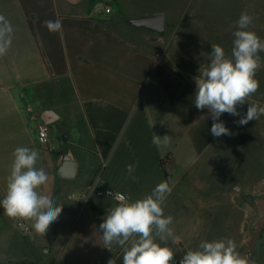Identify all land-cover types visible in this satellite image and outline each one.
<instances>
[{
	"label": "crops",
	"instance_id": "1",
	"mask_svg": "<svg viewBox=\"0 0 264 264\" xmlns=\"http://www.w3.org/2000/svg\"><path fill=\"white\" fill-rule=\"evenodd\" d=\"M157 13L178 43L153 44L139 37L148 30L126 23ZM242 13L252 17L248 30L264 39V0H0L12 28L0 54V200L15 149L28 147L48 174L37 191L62 206L44 235L0 206L6 264H123V247L109 250L99 230L117 203L82 198L95 177L131 201L169 182L163 209L173 217V236L157 242L172 247L175 264L219 239L233 240L248 259L264 221V116L240 126V117L223 113L232 135L213 137L208 110L195 107L194 79L210 62L212 44L230 56ZM57 19L61 29L49 31L44 21ZM256 78L250 102L264 105V64ZM29 107L49 113L48 148L39 144ZM247 107L238 106L241 115ZM153 133L171 136L170 146L158 149ZM64 155L73 164L70 178L56 173Z\"/></svg>",
	"mask_w": 264,
	"mask_h": 264
},
{
	"label": "clouds",
	"instance_id": "2",
	"mask_svg": "<svg viewBox=\"0 0 264 264\" xmlns=\"http://www.w3.org/2000/svg\"><path fill=\"white\" fill-rule=\"evenodd\" d=\"M238 30L233 32L234 40L230 56L219 44H212L210 62L199 69L195 77V107L207 109L213 121V137L231 136L232 132L220 120L223 113L240 117L236 123L247 125L264 116V105L250 102L260 82L256 78L257 70L264 64L259 54L264 52V39L248 30L252 17L242 13L236 22ZM49 31L56 32L62 27L59 19L44 21ZM12 28L4 16H0V54L11 43ZM248 104L246 114L241 115L238 106ZM171 136L163 137L153 133L152 144L159 148L170 146ZM38 152L28 147H18L14 152V161L8 177L5 195L0 200L5 215L12 219L32 220L34 230L44 235L48 227L58 219L61 205H54L52 198L40 194L37 189L48 181V174L35 167ZM172 192L167 180L160 182L153 191L131 201L125 194L115 192L117 206L107 211L99 225L104 246L109 248L116 243L123 247V264H175V252L165 241L173 236L171 215L165 216L163 204L166 196ZM110 250V248H109ZM108 264H116L110 259ZM179 264H249L246 257L237 251L236 243L231 240L203 241L197 249L188 250L179 260Z\"/></svg>",
	"mask_w": 264,
	"mask_h": 264
},
{
	"label": "water",
	"instance_id": "3",
	"mask_svg": "<svg viewBox=\"0 0 264 264\" xmlns=\"http://www.w3.org/2000/svg\"><path fill=\"white\" fill-rule=\"evenodd\" d=\"M126 23L134 28L146 29L148 31L157 33L160 36L164 35L165 19H164V15L160 13L142 18L127 19ZM48 116L49 113L45 112L40 115V119L46 124L50 123V121H46V117ZM72 172H73V164L70 162L69 158L66 155H64V157L62 158V163L57 169L56 173L59 177L70 178L72 177L73 174ZM263 244H264V234L258 236L255 240L253 250L251 253V264H259V255Z\"/></svg>",
	"mask_w": 264,
	"mask_h": 264
},
{
	"label": "built area",
	"instance_id": "4",
	"mask_svg": "<svg viewBox=\"0 0 264 264\" xmlns=\"http://www.w3.org/2000/svg\"><path fill=\"white\" fill-rule=\"evenodd\" d=\"M109 10H110L109 8H105V12H109ZM27 112L29 113V115L27 116L28 120L35 122L36 135H37V139L39 141L40 146L48 148V144L50 140L48 124L44 123L40 119L39 114L36 113L30 107L27 109ZM113 193H115V191L100 188L98 186V177H95L93 182L88 187V192L82 198L86 200L90 195H95L101 198L113 199L117 203V201L114 199ZM17 225L21 227L22 232L29 231V227L25 226L23 222H18Z\"/></svg>",
	"mask_w": 264,
	"mask_h": 264
},
{
	"label": "rangeland",
	"instance_id": "5",
	"mask_svg": "<svg viewBox=\"0 0 264 264\" xmlns=\"http://www.w3.org/2000/svg\"><path fill=\"white\" fill-rule=\"evenodd\" d=\"M165 33H166V31H164V35L163 36H160L157 33L148 31V32H142L139 37L147 38V40H149V42H153V44L157 43V44L162 45V46L166 45L167 43L176 44V43L179 42V40L177 38H175L173 35L169 34L168 36H166ZM174 39H177V40L174 41ZM263 218H264V216H263ZM263 234H264V221H263V225L260 226L257 229L256 238L258 236L263 235ZM0 243H1V241H0ZM254 243H255V241H254ZM254 243L249 245V250H248V253H249L248 261H249V264H251V253H252V250H253ZM1 253H2V251H1V244H0V264H6L5 261L1 257ZM259 257H260L259 258L260 259L259 264H264V244L262 245Z\"/></svg>",
	"mask_w": 264,
	"mask_h": 264
}]
</instances>
